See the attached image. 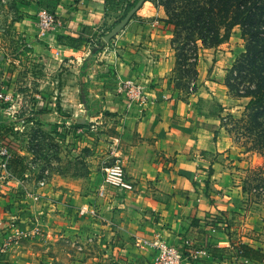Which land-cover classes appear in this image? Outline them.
Segmentation results:
<instances>
[{"label":"crops","instance_id":"obj_1","mask_svg":"<svg viewBox=\"0 0 264 264\" xmlns=\"http://www.w3.org/2000/svg\"><path fill=\"white\" fill-rule=\"evenodd\" d=\"M106 1L56 2L54 10L63 24L46 34L38 24L39 4H17L20 17L11 27L25 40L16 54L20 57L13 60L26 63L28 55L31 61L51 64L55 54L62 61L66 50L76 51L81 60V54L91 52L87 43L124 25L117 48L103 52L105 64L97 65L88 78L95 83L92 94L114 112V123L124 131L119 152L126 159L132 189L82 191L62 181L39 187L27 179L28 173L0 179V243L13 233L11 222L24 234L0 256V263L154 264L157 249L138 240L161 237L182 250L185 264H264L238 256L243 243L264 253V232L231 222L237 211L235 188L229 168L221 163L231 139L222 126L223 112L209 108L210 99L225 112L234 107L227 81L245 52L241 28L235 27L218 48L200 43L197 90L185 98L175 86L173 29L165 22L164 9L145 0L126 20L115 22L120 11L110 10ZM9 61L0 55V94L8 98L0 101L2 114L14 103L25 107L26 94L41 98L36 84L16 88L18 69H9ZM26 75V80L36 79L30 71ZM127 81L142 89L140 96H127ZM46 91L52 94L55 88ZM39 102L29 103L36 107ZM5 122L6 117L0 120V138L5 137ZM30 193H41L42 199L36 202ZM83 207L89 213L80 214ZM213 219L228 226H215Z\"/></svg>","mask_w":264,"mask_h":264},{"label":"rangeland","instance_id":"obj_2","mask_svg":"<svg viewBox=\"0 0 264 264\" xmlns=\"http://www.w3.org/2000/svg\"><path fill=\"white\" fill-rule=\"evenodd\" d=\"M59 1L61 0H0V55L11 60L9 69H18L15 82L17 89L29 88V84L33 83L39 87L41 94V98L36 94H26L28 104L19 107L20 103H14L10 115L0 112V120L4 117L7 119L6 124H3L4 136L8 138L11 151L25 157L24 164L29 175L26 178L31 179L35 185L62 181L71 184L74 189L82 188V191H94L104 186L108 188L105 184L106 166L120 159L125 167L126 177L128 171L124 154L119 152L124 131L114 123V112L104 109L101 99L91 92L95 83L88 78V73L95 71L97 65L105 64L104 50L100 49V44L87 43L91 52L81 54V60L74 50L64 51L60 62L57 60L61 55L55 54L56 60L51 64L31 61L28 55L25 56L26 63L22 58L19 64L13 60L20 57L16 54L25 40L11 27L20 17L17 4L37 2L41 9L56 13L54 5ZM120 1L117 9L120 14L115 15V22L126 20L133 8L145 0ZM149 1L155 5L159 2ZM168 27L174 30L173 26ZM175 37L174 31L173 39ZM242 45L245 48L244 41ZM176 47L183 48L181 43H177ZM183 52L175 51L176 62L177 55ZM179 69L182 71L183 67ZM27 71L32 72L31 77L36 79L26 80ZM173 77L182 97H189L197 90V85L183 77V74L181 76L180 72L174 73ZM234 77V74L229 73L230 79ZM49 86L55 88V93L49 94L46 91ZM233 97L235 100L231 106L234 107L227 112L216 102L209 100L212 112H223L222 126L231 139V146L221 160L229 168L235 188L237 211L233 213L231 222L239 227L256 228L264 232V128L252 126L247 109L249 98ZM16 99L22 98L17 95ZM35 99L40 100V105L36 103V107H33L30 103ZM40 109L48 111L43 110L41 113ZM15 111L20 113L17 122L10 120ZM21 120L26 123L20 125Z\"/></svg>","mask_w":264,"mask_h":264},{"label":"trees","instance_id":"obj_3","mask_svg":"<svg viewBox=\"0 0 264 264\" xmlns=\"http://www.w3.org/2000/svg\"><path fill=\"white\" fill-rule=\"evenodd\" d=\"M120 3V0L106 1L110 10H117ZM156 6L164 9L166 24L174 28V50L184 51L177 55L174 73L180 72L193 83L201 59L200 43L205 48H218L229 40L235 27L241 28L245 52L237 58L231 71L235 77L228 79L227 86L233 96L249 98L250 122L254 128H264V0H159ZM177 43L183 48H177ZM24 158L11 151L7 166L14 178L27 172ZM238 250L243 260L264 261V253L249 244H241Z\"/></svg>","mask_w":264,"mask_h":264},{"label":"built area","instance_id":"obj_4","mask_svg":"<svg viewBox=\"0 0 264 264\" xmlns=\"http://www.w3.org/2000/svg\"><path fill=\"white\" fill-rule=\"evenodd\" d=\"M38 24L40 31L43 34H46L52 32L57 27L61 26L63 23L56 13H54L49 9L42 8L40 9V12L38 14ZM114 30L115 29L104 31L103 32L104 34L102 33V35H100L101 37L92 39L91 43H93L94 45L100 44L99 45L100 49H103L104 51H107V49L109 48H111L112 50L116 49L118 44V39L120 36L123 35L125 29L124 26H122L119 28L118 32L113 35L112 33ZM123 85L126 94L130 99H134L140 96V94L142 93V89L138 85L130 81L124 82ZM1 100L7 101L8 98L5 95L0 94V101ZM38 104L40 105V102ZM40 107L42 108V106ZM10 110L11 107L9 109H6L4 113L10 115ZM14 114H15L14 116L11 115L12 118L10 120L17 122L18 121L17 117H20V113H18V111H15ZM25 123H26L25 120H21L19 122L20 125ZM7 141L8 138L6 137L0 138V179L3 180L14 178L7 166L11 156V149ZM104 172H105V184L107 186L115 187L122 190L132 189V184L126 177L125 167L120 159H117L112 165L106 166L104 168ZM45 185H46L45 182H41L39 184V187H43ZM22 192L24 194L26 193L25 191ZM29 195L36 202L42 199L41 193H36V195L34 193H30ZM79 212L80 214H87L89 213V210L88 208L83 207L79 210ZM213 221L215 222L214 223L215 226L218 227L221 226L223 229H225L227 226L225 220L213 219ZM9 227L10 229H13V233H11V235L6 237L0 243V256L4 255L14 244L18 243V241L24 235L23 232L19 230L13 222L9 224ZM138 243L139 245L142 246H149L157 249L158 257L154 264H185V256L182 250L176 245L168 244L161 237H156L154 239H139Z\"/></svg>","mask_w":264,"mask_h":264},{"label":"water","instance_id":"obj_5","mask_svg":"<svg viewBox=\"0 0 264 264\" xmlns=\"http://www.w3.org/2000/svg\"><path fill=\"white\" fill-rule=\"evenodd\" d=\"M122 26H124V25H121L120 27H122ZM120 27L115 28V30L113 31L112 34L114 35L115 33H117ZM113 35H112V36H113Z\"/></svg>","mask_w":264,"mask_h":264}]
</instances>
